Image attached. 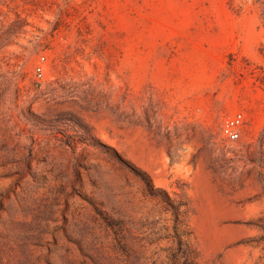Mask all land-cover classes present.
<instances>
[{
  "label": "rangeland",
  "instance_id": "374dc122",
  "mask_svg": "<svg viewBox=\"0 0 264 264\" xmlns=\"http://www.w3.org/2000/svg\"><path fill=\"white\" fill-rule=\"evenodd\" d=\"M0 264H264V0H0Z\"/></svg>",
  "mask_w": 264,
  "mask_h": 264
},
{
  "label": "built area",
  "instance_id": "2783aa9c",
  "mask_svg": "<svg viewBox=\"0 0 264 264\" xmlns=\"http://www.w3.org/2000/svg\"><path fill=\"white\" fill-rule=\"evenodd\" d=\"M39 72L40 69L37 68ZM243 118L241 114H237L230 119L225 120V123L222 126V135L230 140L236 141L239 138L238 128L242 124Z\"/></svg>",
  "mask_w": 264,
  "mask_h": 264
}]
</instances>
